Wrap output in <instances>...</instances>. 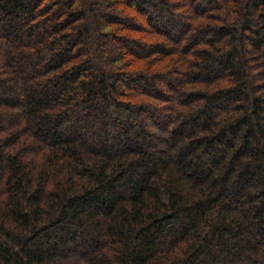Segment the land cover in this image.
I'll use <instances>...</instances> for the list:
<instances>
[{"label": "trees", "instance_id": "trees-1", "mask_svg": "<svg viewBox=\"0 0 264 264\" xmlns=\"http://www.w3.org/2000/svg\"><path fill=\"white\" fill-rule=\"evenodd\" d=\"M0 264H264V0H0Z\"/></svg>", "mask_w": 264, "mask_h": 264}, {"label": "rangeland", "instance_id": "rangeland-1", "mask_svg": "<svg viewBox=\"0 0 264 264\" xmlns=\"http://www.w3.org/2000/svg\"><path fill=\"white\" fill-rule=\"evenodd\" d=\"M132 17L137 19L138 21H140L139 14H133ZM114 52L117 53V54H119V53L124 54V51L123 50H119L118 47H117V49L114 48Z\"/></svg>", "mask_w": 264, "mask_h": 264}]
</instances>
